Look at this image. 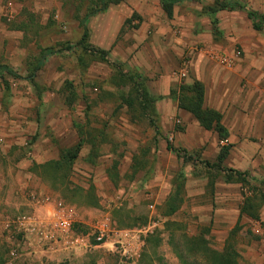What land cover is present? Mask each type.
<instances>
[{
	"label": "rangeland",
	"instance_id": "1",
	"mask_svg": "<svg viewBox=\"0 0 264 264\" xmlns=\"http://www.w3.org/2000/svg\"><path fill=\"white\" fill-rule=\"evenodd\" d=\"M216 1H186L174 8L171 19L160 0L108 3L106 11L87 22L88 52L76 47L49 57L35 74L36 85L9 75L8 84L0 79V174L7 179L19 171L33 186L25 194L27 201L34 202L33 195L63 201L76 212V230L86 235L107 220L120 230L156 224L135 259L125 260L111 245L79 251L73 258L69 251L22 250L14 264H180L174 246L184 233L208 240L217 250L234 246L240 264L264 262V222H250L241 214L246 200L252 199L253 212L261 220L264 216V137L227 143L207 132L200 144L203 129L196 119L186 125L174 114L181 88L198 80V63L206 62L208 79L214 73L227 76L228 82L236 67L226 70L211 58L241 50L238 64L245 59L233 38L251 29L243 18L247 13H208ZM220 1H238L264 15V0ZM100 8L98 0H0V65L23 78L30 76L42 49L77 46L83 37L81 18ZM22 22L30 29H15ZM235 22L237 29L232 26ZM97 49L106 51L107 59L125 73L139 75L141 83L134 85L116 67L102 62L93 52ZM202 83L210 108L213 87L207 79ZM144 87L151 97L146 110L139 101ZM187 132L192 140L189 148L183 141ZM80 142L69 188L31 172L35 164L57 160L62 148ZM168 144L185 150L187 157L168 150ZM229 144L232 148L223 165L235 169L247 156L251 168L244 169L249 172L244 182L226 183L225 173L206 164L216 163L221 148ZM176 192L182 206L166 218L162 208ZM34 211L25 205L12 218ZM169 221L176 225L169 228ZM8 237L5 229L0 231L1 264L8 258Z\"/></svg>",
	"mask_w": 264,
	"mask_h": 264
},
{
	"label": "trees",
	"instance_id": "2",
	"mask_svg": "<svg viewBox=\"0 0 264 264\" xmlns=\"http://www.w3.org/2000/svg\"><path fill=\"white\" fill-rule=\"evenodd\" d=\"M162 9L168 16V18H172L174 15V8L183 4L186 1L200 2V0H160ZM101 5L100 9H95L89 13H87L80 20V27L83 29V37L80 42H78L77 46L66 45L62 50H54L53 48L42 49L40 58L36 64V68L28 77L23 78L19 74H17L14 70H12L9 66L0 65V79L4 81L5 84H8L6 76H13L15 79H25L31 82L33 85L35 84V74L40 69H42L45 65L46 60L54 55H57L61 52L65 51H73L76 47L79 48L83 52H88V40L90 38V29L88 27L87 22L91 17L98 14L99 12H103L107 10L108 3L118 4L120 0H98ZM228 10V11H245L247 13L248 19L252 21V25L255 30L261 31L264 28V15L252 10L248 6L242 4L238 1H220L217 0L214 7H209L206 9L208 13H217L219 11ZM30 29L29 24L26 22H22L21 24L15 26L17 30H26ZM96 57L100 58L102 62H105L113 67H116L119 70V73L122 74L126 79H128L131 83L136 85L137 82H140L139 75L125 73L119 64L112 63L107 59V52L103 50H93ZM140 85H143L140 84ZM143 93L141 94V102L142 109L146 110L147 103L149 102L148 98L151 99L150 94L147 92L146 88H143ZM206 90L205 85L198 80H194L192 84L183 86L181 88V92L178 98L179 109L187 111L190 113L199 125L206 131L216 133L221 141H226L228 143L229 132L227 128L223 124V114L215 109L206 107L205 97ZM129 106H133V103H128ZM127 104V105H128ZM82 142H80L77 146H73L70 148H62L60 151L59 158L54 161L47 162L45 164L37 165L35 164L31 169V172L43 180L52 181L55 184H61L67 188L70 186V177L74 165V161L78 158L79 153L81 152ZM168 150L177 154L178 156L183 155L187 157V152L180 148H176L171 144L167 146ZM232 146L229 144L227 146H223L221 148V152L217 158V162L214 164L206 163L208 167L217 169L227 175L226 183H232L235 179H241L243 182L246 181L248 177L247 172H243L240 170H235L232 168L225 167L223 165L224 161L228 158L230 150ZM252 199H247L244 206L241 208V214L247 215L256 221H260V217L257 212H253L254 208L252 206ZM182 206V199L178 192L173 193L169 196L168 200L165 202L163 206V215L166 218H170L174 216ZM121 226L126 227L127 225L124 222H120ZM169 228L175 226L176 224L172 222H167ZM175 237H172L173 245H174ZM93 245H101L93 240ZM176 246V245H175ZM175 253L179 259L180 264H240L239 258L240 255L236 248L232 245H225L223 250H217L213 248L210 242L206 239L199 237H191L188 234H182V238L179 244L175 247Z\"/></svg>",
	"mask_w": 264,
	"mask_h": 264
},
{
	"label": "crops",
	"instance_id": "3",
	"mask_svg": "<svg viewBox=\"0 0 264 264\" xmlns=\"http://www.w3.org/2000/svg\"><path fill=\"white\" fill-rule=\"evenodd\" d=\"M256 12L263 15L260 11L256 10ZM232 13L236 14V12ZM243 18L250 21L251 29L248 28L246 31L236 34L233 41L234 43L241 45L245 52V59L241 64L236 66L233 74L229 76L228 82H226L227 76L218 77V75L214 73L211 75V78L208 79L205 75V69L207 73L209 72L208 68H206V62L205 65L201 63L197 64L200 65V67L196 69L195 74L199 81L205 82V79H207L213 87L210 98V108L223 114V124L229 132L228 140H231V142L236 140L240 141L241 139L246 141L249 136L264 137V34H259L264 32V28L261 31H257L254 29L252 21L248 19L247 15L243 16ZM236 25V22L232 23L233 28L236 27L237 29L238 26ZM207 28L210 29L208 24ZM241 83L244 84L241 85ZM226 84H229L230 87L226 88ZM205 97L207 99V96ZM174 109L175 116H178L186 125H190L195 121L190 113L179 109L177 104ZM188 132L186 133L187 135H183V141L184 145L191 146L190 141L192 142V140L190 135H188ZM207 132L209 131L204 129L200 132V137L203 138H201L202 142H199L200 144H204V137H207ZM195 143H197V140L194 144ZM189 146H187V148H189ZM242 152L245 155H250L249 153H244V151ZM247 159V156H245V159H240V161L237 162L239 163V166L234 167L235 170L238 169L245 172L247 171L244 170L246 167L251 168L250 161ZM18 172L15 176H7V179L6 177H2V174H0V231L5 229L6 221L9 218H12L15 211H18L25 205L32 206L37 211H42V209L36 207L35 202L27 201L25 194L29 188L31 189L33 186H30L27 179L23 177L20 172ZM243 217L250 222H258L247 215H243ZM262 217V220L260 218V222H264V216ZM255 228L256 232H261L260 227L255 225ZM110 247L111 244L107 243L100 247L95 246L93 248L101 250ZM69 252L75 255L72 256L71 254V258L77 257L76 255L79 253V251ZM72 262L73 261L70 263ZM97 262L98 261L93 264H102ZM262 264H264V262Z\"/></svg>",
	"mask_w": 264,
	"mask_h": 264
},
{
	"label": "built area",
	"instance_id": "4",
	"mask_svg": "<svg viewBox=\"0 0 264 264\" xmlns=\"http://www.w3.org/2000/svg\"><path fill=\"white\" fill-rule=\"evenodd\" d=\"M211 59L218 67L231 70L242 61V51L221 52ZM32 198L42 211L35 210L6 221L10 248L8 258L2 264H14L22 256V250L32 253L82 251L107 243L113 245L125 260H131L140 257L145 246L144 237L156 227L153 223L147 229L120 230L107 220L98 223L93 232L86 235L76 230V212L66 203L46 195L42 198L33 195ZM15 238L18 241H14ZM91 238L101 245H93Z\"/></svg>",
	"mask_w": 264,
	"mask_h": 264
}]
</instances>
